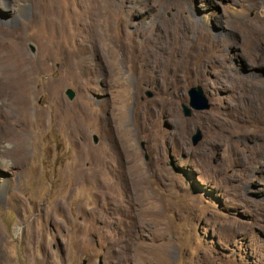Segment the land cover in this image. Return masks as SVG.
Returning <instances> with one entry per match:
<instances>
[{
  "label": "rangeland",
  "instance_id": "obj_1",
  "mask_svg": "<svg viewBox=\"0 0 264 264\" xmlns=\"http://www.w3.org/2000/svg\"><path fill=\"white\" fill-rule=\"evenodd\" d=\"M45 8L47 121L23 127L0 79V264H264V86L243 81L264 79V0H0L33 60ZM194 86L211 107L186 116Z\"/></svg>",
  "mask_w": 264,
  "mask_h": 264
},
{
  "label": "bare ground",
  "instance_id": "obj_2",
  "mask_svg": "<svg viewBox=\"0 0 264 264\" xmlns=\"http://www.w3.org/2000/svg\"><path fill=\"white\" fill-rule=\"evenodd\" d=\"M57 16L58 15L56 14L54 8H45L41 12V15L39 18V20L42 18L45 19L44 25L48 27V30H49V31L46 30L47 29L46 28L45 35L47 34V36L46 37L43 36L45 40L44 42L46 44V55L43 60H33L28 54L25 55V49L23 47V38H16L15 36L11 35L10 25H3V27L1 26L2 24L0 25V32L5 31V30L9 32V37L7 39L0 38V79L7 86H9L15 93L13 103L14 105L17 106L18 111L21 114V117L19 118L20 119L19 122L20 124H23V127L29 128L30 126L35 125L37 123H42V122L47 121V115H45V113L43 112L39 113L36 117L32 116L31 111H30V106L32 103V93L34 92L33 90L34 75L41 73L42 68L43 67L45 68L52 53H54L55 51L56 53H58L63 50V46L59 42L61 40L59 39L60 28L57 25H52L54 21L51 20V19H55ZM49 20L51 23L49 22ZM253 66H256V65H253ZM243 81L251 82V84L255 86H264V79L262 80L255 75H253L252 77L247 76L244 78ZM43 85H44V88H53V87L55 88L54 83H51L48 85L43 83ZM40 92H42L41 88L38 89V93ZM128 96L129 98L124 100V105L122 109L126 110L128 105L131 104L133 101V98L131 97V95H128ZM163 112L165 113L164 110ZM124 116L125 115L123 112L121 115V118H123ZM143 116L146 122L147 121L150 122V119L152 118L151 114H148L146 111L144 112ZM59 118H60V113H56L55 119L59 120ZM127 126H128V123H127ZM23 127L20 130L14 131L10 135L12 140L14 141L19 140L21 139V137L25 135V131L27 129H23ZM77 131H79V127L77 128ZM18 144H19L18 152H22V156H23L22 160H23V158H25L24 153L26 152V149L22 141H19ZM14 154L15 153H12V155ZM81 156H82L81 157L82 160L81 159L80 160L81 162H83L85 154L84 155L82 154ZM82 172H83L82 168L76 171L77 182L83 179Z\"/></svg>",
  "mask_w": 264,
  "mask_h": 264
},
{
  "label": "water",
  "instance_id": "obj_3",
  "mask_svg": "<svg viewBox=\"0 0 264 264\" xmlns=\"http://www.w3.org/2000/svg\"><path fill=\"white\" fill-rule=\"evenodd\" d=\"M66 94L71 100H73L76 96V92L71 88H68L66 90ZM148 95L152 96L153 93L149 91ZM189 96H190L189 106L187 105L183 106L184 113L186 116H190L193 110H204V109H209L211 107V103L209 102V99L206 97L203 88L201 86H194L190 88ZM201 138H202L201 132H198L194 136L193 139L194 144H197L201 140ZM93 139L94 142H98L99 138L96 134H94Z\"/></svg>",
  "mask_w": 264,
  "mask_h": 264
},
{
  "label": "clouds",
  "instance_id": "obj_4",
  "mask_svg": "<svg viewBox=\"0 0 264 264\" xmlns=\"http://www.w3.org/2000/svg\"><path fill=\"white\" fill-rule=\"evenodd\" d=\"M0 166H3L5 168V170H9V167L6 165H0Z\"/></svg>",
  "mask_w": 264,
  "mask_h": 264
}]
</instances>
